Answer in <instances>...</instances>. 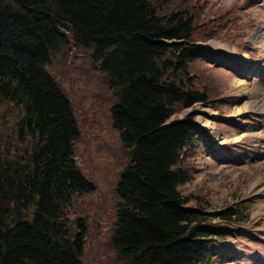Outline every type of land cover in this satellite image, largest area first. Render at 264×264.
Returning a JSON list of instances; mask_svg holds the SVG:
<instances>
[{"label": "trees", "instance_id": "16d2710c", "mask_svg": "<svg viewBox=\"0 0 264 264\" xmlns=\"http://www.w3.org/2000/svg\"><path fill=\"white\" fill-rule=\"evenodd\" d=\"M197 7L0 0V264H85L89 224L72 209L94 187L78 169L71 103L46 70L70 40L92 48L106 75L112 127L130 156L116 188L117 260L210 264L227 253V231L249 223V207L212 212L207 195L181 191L200 132L192 113L178 116L221 94L192 70L204 57L199 43L215 36Z\"/></svg>", "mask_w": 264, "mask_h": 264}, {"label": "rangeland", "instance_id": "374dc122", "mask_svg": "<svg viewBox=\"0 0 264 264\" xmlns=\"http://www.w3.org/2000/svg\"><path fill=\"white\" fill-rule=\"evenodd\" d=\"M171 1L195 10L202 6L199 23L215 36L199 43L204 60L193 64L192 70L207 77L221 93L213 108L196 105L178 116L192 113L200 132L194 156L185 162L194 169L193 178L181 191L207 195L212 212L240 204L249 207V223L227 231L228 254L213 258L210 264H264V114L234 115L235 108L246 103L264 104V0ZM92 53V48L70 40L53 54L46 70L71 103L80 134L75 143L78 169L94 187L74 200L72 209L89 224L83 261L123 264L117 260L111 238L116 188L130 156L112 127L110 109L117 99L107 88L106 75L93 65ZM236 80L243 84L236 85ZM243 135L239 142H230Z\"/></svg>", "mask_w": 264, "mask_h": 264}, {"label": "bare ground", "instance_id": "6f19581e", "mask_svg": "<svg viewBox=\"0 0 264 264\" xmlns=\"http://www.w3.org/2000/svg\"><path fill=\"white\" fill-rule=\"evenodd\" d=\"M235 84L236 85H241L243 84L242 82L236 80L235 81ZM247 111H255L256 113H259V114H264V104L261 103H257L256 101H253L251 103H246L245 105H243L242 107H240V109H237L235 108V111H234V115L235 114H240V113H244V112H247ZM208 128H211L212 127V123H209V124H206ZM228 138V136H226ZM243 137H245L244 135L243 136H240L238 137L237 139H232L230 142H239L240 139H242ZM227 143V141H222V143ZM262 191V190H260Z\"/></svg>", "mask_w": 264, "mask_h": 264}]
</instances>
